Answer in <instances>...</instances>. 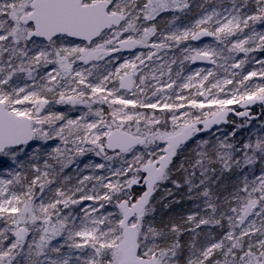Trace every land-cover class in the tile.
I'll use <instances>...</instances> for the list:
<instances>
[{"label": "snow or ice", "instance_id": "snow-or-ice-1", "mask_svg": "<svg viewBox=\"0 0 264 264\" xmlns=\"http://www.w3.org/2000/svg\"><path fill=\"white\" fill-rule=\"evenodd\" d=\"M190 10V0H0V158L16 166L0 176V264H264V167L245 174L223 208L209 187L264 166V134L238 138L257 118L251 106L264 108V59L251 55L264 53V0H228L177 24ZM139 47L149 51L109 69L121 61L114 54ZM169 50L179 55L143 71ZM186 61L213 67L185 75ZM253 62L259 70L245 72ZM190 141L194 163L180 168L189 192L203 186L204 206L157 226L153 194ZM87 153L104 162L84 169L107 174L69 186L64 170Z\"/></svg>", "mask_w": 264, "mask_h": 264}, {"label": "rangeland", "instance_id": "rangeland-1", "mask_svg": "<svg viewBox=\"0 0 264 264\" xmlns=\"http://www.w3.org/2000/svg\"><path fill=\"white\" fill-rule=\"evenodd\" d=\"M192 1H196V5L193 7V9L196 10L195 13H193L192 17L190 15L186 16L187 20L185 19V14H180L181 15V19L179 21H177V24H179L181 26L189 24L192 20L198 18L199 15L204 11V9L211 10V8L214 5H218L220 3H223L225 7L228 6V0H190V5H191ZM201 5L203 7H201ZM162 15L166 19H170L172 13H165V14H162ZM260 30H264V25H257V31H260ZM210 40H211V38H210ZM209 41H207V42H209ZM207 42H205V43H207ZM147 51H149V49L143 48V47H139L137 49H132L131 51H128L126 53L115 54V55H120L121 56V61L114 62L112 65L109 66V69L110 70H114V68L116 66H118V64L120 62H122V60L124 58H132L135 53L147 52ZM173 55H177L178 56L179 55V51L178 50H169L167 52V54H165V52L158 53V56L160 57L159 60H156L154 58V62L153 63H149L147 60H145V66H142L143 67V71L148 72L149 70H155L158 65L164 63L167 60H170V58ZM251 55L254 56L256 59H264V53H261V52L252 53ZM240 56L242 57L243 54L241 53ZM107 59H109V58L106 57L105 61ZM105 61H101L100 62L101 71L104 70L103 69V65H104ZM211 67H213V66H206V67H204V66H201V67L200 66H193L192 63L186 61L185 62V75H187L189 71H194V70H196L198 68H211ZM172 68H173V71L175 72L177 70V65H172ZM259 68H260V65L255 64L253 62V63H250V64L245 66V72L250 71V70H259ZM156 75L159 76V72L158 71L156 72ZM163 79H167V76L163 77ZM257 82H259L258 79H257ZM153 83H154V81H153ZM82 107L83 106H79L76 110L71 111L69 114L73 118H75L76 116L80 115V109ZM55 109L57 111H68L69 110V106H67V105H56ZM84 110L86 111V109H84ZM105 110L107 111V109H105ZM249 124H250L251 128H253L255 133L259 132L260 134H264V117H262L260 119H257V120H252L251 123H249ZM55 143H59V141H56ZM49 144L52 145L53 142H49ZM193 147H194V145H190V147H188V148H190V149L192 148L193 149ZM178 152H179V150H178ZM180 152H179V154H180ZM85 156L86 155L82 156L84 158L79 157L77 159L76 163H73L72 165H70L68 168H66L64 170V174L65 175H69V176L72 177V181L69 184V186L74 184L76 179L81 178L84 175H89V174L105 175V174H107L106 170H96V172L93 173L91 169H84V165L89 163L90 161L91 162H104L103 158L96 157L93 153H89L90 157L86 158ZM5 159H6V161H4L2 159L4 161V164H3L2 167H0V176H3V177H7L8 172L16 167L15 164L10 160V158H6L5 157ZM125 159H131V155L129 154L128 156H126ZM179 159H180V163L182 161L185 162L183 156L181 158H179ZM114 161H117V164L120 165V161L119 160H114ZM114 161L111 162L112 167H118L119 165H115ZM173 161H174V159H173ZM77 164L79 165V168H77ZM262 167H264V166H262L259 162H257L255 165L251 166L250 168L241 169L240 171H238V174L236 175L235 179L231 182L230 186L228 185V183H229L228 179H226V178L222 179V176H221L220 177L221 180L220 179L218 180L219 186H220V188L218 189L219 190L218 192H219V196L221 198V200H220L221 207L222 208L225 207V205L223 204V198L225 196L229 195V193L234 189V187L242 180V178H243V176L245 174H247L249 176V179H253L254 176L260 175ZM227 173L228 174H232V172L231 173L225 172L226 176H227ZM195 180L198 183L199 182V176H196ZM90 187H91V184H89V188ZM158 189L153 194V204H154V206L156 205L155 202H157L159 200V198H160V195H157V194H159ZM88 203H91V202H85L84 205L73 206L72 210L74 212L78 213V212H80V208L82 206H86ZM167 203H173V202L171 200H167ZM197 206H200V207L204 206L203 205V201L201 199H197L195 202L192 203L191 207L187 208L186 210H183L179 205H177L175 208L168 209V213H169L170 216L173 217V219H174L173 221H176L177 219H179L178 221H176V223H183V219L186 218V216L188 214L192 213L193 211H200V208L197 207ZM65 211L67 212L68 210H65ZM107 211H115L114 206H112V205L107 206ZM201 215H204V213L201 212ZM154 221H155V219H154ZM188 227H190V225H188ZM208 230H209V228L207 229V231ZM223 231L224 230L222 229V232ZM213 233L216 234V235L221 234V233L218 234L217 230L213 231ZM58 239H60V238H58ZM60 242L62 243L63 240L60 239ZM53 243H55V241ZM62 251L67 252L68 249L65 248ZM76 254H78V253H76Z\"/></svg>", "mask_w": 264, "mask_h": 264}, {"label": "trees", "instance_id": "trees-1", "mask_svg": "<svg viewBox=\"0 0 264 264\" xmlns=\"http://www.w3.org/2000/svg\"><path fill=\"white\" fill-rule=\"evenodd\" d=\"M194 4V2L192 3ZM231 120H234L236 124L244 123V121L240 118H232ZM232 125H228L224 127V131L231 130ZM260 134L259 132H256L251 128L250 124H247V126L243 129H241L238 133V138L240 140H246L247 138H255L256 135ZM206 138V137H205ZM190 145H194L193 149L188 148ZM196 149V144L193 142H189L186 147L179 150L178 155L174 158L173 164H172V174L169 180L165 181L162 185H160L158 192L160 195V198L155 205V212L153 213V217L155 219V223L157 226L162 227L165 224H168L169 222H176L173 221V217L169 215L168 209L175 208L177 205H179L183 210H186L187 208L191 207L192 203L195 202L197 199H201L204 201V198L199 195L200 192L203 191V186H201L199 189H193L191 192H189L188 185L185 183V178L187 176V173L180 168V159L182 156L184 157V167L190 168L191 163H194L195 155L194 150ZM111 154V153H110ZM90 157L89 153L85 156ZM84 158V157H82ZM6 161L5 158H0ZM115 165L117 164V161H114ZM238 171H233L232 174H228L227 176L225 173H223L222 179H228L229 183L228 185H231V182L235 179L236 175L238 174ZM196 176H199V171L197 170ZM220 176V177H221ZM196 179V177L194 178ZM177 181L181 186L179 188H176L172 181ZM198 180V179H197ZM221 180V179H220ZM199 183V182H198ZM227 185V186H228ZM233 186V185H232ZM211 191L214 193L215 196H219V182L218 180L216 183L209 185ZM167 190H171V195L167 194ZM220 197V196H219ZM167 200H171L173 203H167ZM220 203V201H219ZM167 205V206H166ZM208 228H211V231L217 230V233H222V229H218L213 226H202V229H198L197 231H207ZM181 243L185 246V255L187 254V245L191 242V234L190 233H184L181 236Z\"/></svg>", "mask_w": 264, "mask_h": 264}, {"label": "flooded vegetation", "instance_id": "flooded-vegetation-1", "mask_svg": "<svg viewBox=\"0 0 264 264\" xmlns=\"http://www.w3.org/2000/svg\"><path fill=\"white\" fill-rule=\"evenodd\" d=\"M193 2H194V4H192ZM192 3H191V10L189 12L185 13V19L186 20H187V17L186 16L190 15L192 17L193 16V13H195V11H196L195 9H193V7L196 5V1H192ZM207 41H209V40H203V42H207ZM195 43L199 44L200 42H195ZM128 51H131V50H125V51H123L121 53H126ZM192 65L193 66H200V67L201 66H204V67H206V66H212L211 64H207V63H192ZM251 113H253V114L260 113V118H262V117H264V108H261V106L259 105V103H257L256 105H252L251 106ZM141 190L142 189H140V188H135V190L133 191V193L136 194V195H138Z\"/></svg>", "mask_w": 264, "mask_h": 264}, {"label": "water", "instance_id": "water-1", "mask_svg": "<svg viewBox=\"0 0 264 264\" xmlns=\"http://www.w3.org/2000/svg\"><path fill=\"white\" fill-rule=\"evenodd\" d=\"M210 38H208V37H206V38H204V40H209ZM125 51V50H124ZM123 52V51H122ZM115 55V54H114ZM195 63H207V64H210V63H208V62H204V61H197V62H195ZM231 115V114H230ZM229 115V116H230ZM254 116H256L257 118H259L260 117V114H257V115H255L254 114ZM257 118L256 119H254V120H257ZM134 187H137V186H134ZM133 187V188H134Z\"/></svg>", "mask_w": 264, "mask_h": 264}]
</instances>
